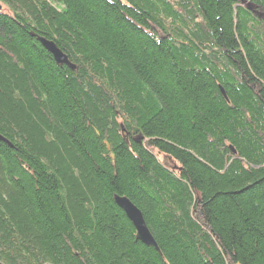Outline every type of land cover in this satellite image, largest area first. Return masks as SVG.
<instances>
[{
    "label": "trees",
    "instance_id": "obj_1",
    "mask_svg": "<svg viewBox=\"0 0 264 264\" xmlns=\"http://www.w3.org/2000/svg\"><path fill=\"white\" fill-rule=\"evenodd\" d=\"M0 3V264H264V0Z\"/></svg>",
    "mask_w": 264,
    "mask_h": 264
},
{
    "label": "water",
    "instance_id": "obj_2",
    "mask_svg": "<svg viewBox=\"0 0 264 264\" xmlns=\"http://www.w3.org/2000/svg\"><path fill=\"white\" fill-rule=\"evenodd\" d=\"M248 8H251L250 4L247 5ZM2 5L0 4V11ZM42 45L53 55L55 61L59 64H67L70 67L74 68L73 64L69 61L65 53L59 49V47L50 40L45 38H39ZM1 138V137H0ZM142 137L139 138L141 140ZM233 152L235 150L233 149ZM115 202L117 205L124 211L127 218L131 221L132 225L136 230V238L148 246L154 247L156 250H159L158 244L155 241L147 223L144 218L142 211L127 197V196H114Z\"/></svg>",
    "mask_w": 264,
    "mask_h": 264
},
{
    "label": "bare ground",
    "instance_id": "obj_3",
    "mask_svg": "<svg viewBox=\"0 0 264 264\" xmlns=\"http://www.w3.org/2000/svg\"><path fill=\"white\" fill-rule=\"evenodd\" d=\"M1 4V3H0ZM2 5V4H1ZM41 38V37H40ZM39 41H40V39H39ZM159 247V246H158ZM157 251H159V250H157Z\"/></svg>",
    "mask_w": 264,
    "mask_h": 264
},
{
    "label": "rangeland",
    "instance_id": "obj_4",
    "mask_svg": "<svg viewBox=\"0 0 264 264\" xmlns=\"http://www.w3.org/2000/svg\"><path fill=\"white\" fill-rule=\"evenodd\" d=\"M163 160H165V159L163 158Z\"/></svg>",
    "mask_w": 264,
    "mask_h": 264
}]
</instances>
